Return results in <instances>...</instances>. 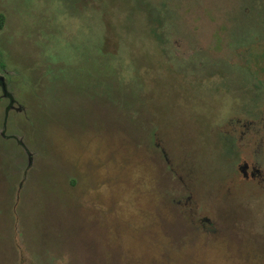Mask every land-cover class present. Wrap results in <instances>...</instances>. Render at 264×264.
I'll return each mask as SVG.
<instances>
[{
  "label": "rangeland",
  "instance_id": "obj_1",
  "mask_svg": "<svg viewBox=\"0 0 264 264\" xmlns=\"http://www.w3.org/2000/svg\"><path fill=\"white\" fill-rule=\"evenodd\" d=\"M0 14V264H264V0Z\"/></svg>",
  "mask_w": 264,
  "mask_h": 264
},
{
  "label": "trees",
  "instance_id": "obj_2",
  "mask_svg": "<svg viewBox=\"0 0 264 264\" xmlns=\"http://www.w3.org/2000/svg\"><path fill=\"white\" fill-rule=\"evenodd\" d=\"M155 7H157V6H155ZM154 13H155V16L153 17L152 20H157V22L159 23V25H157V26L153 25L152 30H151L152 31V34L154 35V37L160 43L167 44V42H168V33H171L172 32V29H173L170 26H173V24L175 25V23H174L175 21L173 19V16H172V14L170 13L169 10H167V9L166 10H160L159 7L156 8V10L154 11ZM159 15H160V17H158ZM4 20H5V16L3 14H0V28L3 27ZM250 37H251V40H249L248 42H241V44H235L234 43L235 46L236 47H238V46L249 47V48L252 49V47L255 45L256 41H259V40L264 39V34H258V35H255V36L249 35L247 38L249 39ZM105 46H106L105 43H103L102 44V48L103 49L105 48L103 51L106 50V47ZM103 53L104 54H107L106 51L103 52ZM217 69L220 71V69H222V68H219L218 67ZM4 92H5V94L10 99V104H9L8 108L6 109V111L8 112L9 108H11L12 107V104L15 102V99H14L12 93L9 92L8 90L4 89Z\"/></svg>",
  "mask_w": 264,
  "mask_h": 264
}]
</instances>
